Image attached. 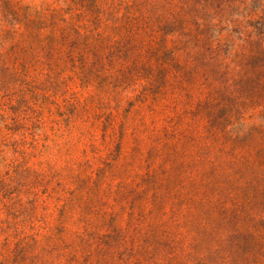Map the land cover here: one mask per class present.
Segmentation results:
<instances>
[{
    "label": "rangeland",
    "instance_id": "obj_1",
    "mask_svg": "<svg viewBox=\"0 0 264 264\" xmlns=\"http://www.w3.org/2000/svg\"><path fill=\"white\" fill-rule=\"evenodd\" d=\"M0 264H264V0H0Z\"/></svg>",
    "mask_w": 264,
    "mask_h": 264
}]
</instances>
